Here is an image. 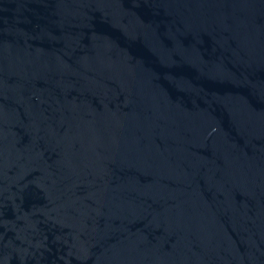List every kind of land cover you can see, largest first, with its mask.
I'll use <instances>...</instances> for the list:
<instances>
[{"label": "water", "instance_id": "95a60500", "mask_svg": "<svg viewBox=\"0 0 264 264\" xmlns=\"http://www.w3.org/2000/svg\"><path fill=\"white\" fill-rule=\"evenodd\" d=\"M0 264H264V0H0Z\"/></svg>", "mask_w": 264, "mask_h": 264}]
</instances>
